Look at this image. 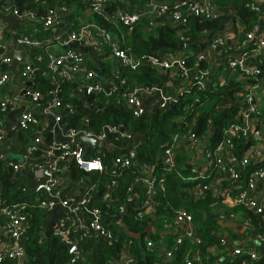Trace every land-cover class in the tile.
Here are the masks:
<instances>
[{
  "label": "built area",
  "instance_id": "obj_1",
  "mask_svg": "<svg viewBox=\"0 0 264 264\" xmlns=\"http://www.w3.org/2000/svg\"><path fill=\"white\" fill-rule=\"evenodd\" d=\"M222 1L83 0L85 7L75 19L71 17L74 7L64 1L41 9L42 0H32L35 6L23 7L17 4V0H0L1 9L30 18L36 34L43 31L50 33L47 37L50 39L47 45L50 47L48 65L41 68L31 55L22 64L19 78L22 86L17 91L21 100L19 103L13 96L17 86L12 82V71L9 69L13 56L6 52L8 38L5 39L7 35L2 34L0 21V109L6 115L5 121L0 120V148L12 125L8 113L21 105L24 108L16 115L20 129L17 133L22 141L28 142L27 146L24 145L26 149L22 159L13 160L0 149V160L5 167L12 168L14 174H18L24 191L34 193V205L48 213L60 208L59 215L51 221V231L68 246L67 264H75L92 252L93 246L86 248L83 244H89L91 240L104 246L107 243L119 244L108 264H141L132 248V236L140 238L143 235V252L145 247L153 249L157 241L149 232L143 233L142 229L128 224L126 217L130 208L135 212V219H149L148 230L160 235L161 247L154 264H172L178 247L186 239H190L193 246L184 254L185 264H206L207 254L199 245L202 239L197 234L191 211L181 207L172 218L165 216L160 223L157 221L156 195L165 189L166 184L156 172V161L166 168L178 169L179 158L190 160L191 172L183 178L191 181L186 190L195 198L206 197L212 191L229 206L242 204L254 212L264 213V109L258 95L260 89L264 90L261 82L264 34L260 28L261 21L264 23V0H242L249 10L258 15V22L249 30L244 28L243 21L238 20L237 31L244 29L243 32H246L244 40L237 46L231 43L235 35L229 32L216 33L208 39L207 47L197 50L192 48L187 36L179 35L183 48L160 54L139 55L124 47L122 35L88 18L89 14L105 19L111 17L118 24L122 22L130 28L144 19L148 21L147 29L151 30L167 19L174 25H187L189 13L216 19L223 14ZM23 32L26 38H33L29 32ZM212 54L224 60L229 71L241 78L233 94L239 106L236 119L224 126L222 138L215 146L207 144L211 133L202 137L195 130L175 132L165 151L153 154L155 162L141 163L137 155L145 134L128 129L122 123H106L100 130H94L90 128L88 115H83L78 125L68 121L70 116L77 114V109L63 101L62 94L66 88L74 98L93 109L104 107L106 97L117 95L116 103L124 98L133 115L139 118L147 113L153 114L159 108L169 107L181 97H186L194 86L201 90L209 85H228L231 81L228 75L219 76L209 64L207 67L200 66V62L208 60ZM190 57L197 59L193 66L188 62ZM146 64L160 68L168 78L163 82L136 83L129 87L126 70H135ZM39 76L51 86L44 88ZM166 86H171V91ZM193 99L199 100L198 94ZM39 115L51 116L53 125L43 123ZM80 132L103 144L89 145L77 137ZM22 133L27 137L22 138ZM238 141H243L245 144L242 145L246 148L239 154L235 152ZM201 144L204 147L202 153ZM103 154L113 156L111 171L119 175L125 167L135 165L136 161L142 165L141 169L135 165L141 174L130 179L125 199L117 195L118 179L109 181L105 177L104 191L96 179V174L105 170ZM255 165L257 167L249 169ZM75 168L84 171V175L75 178ZM25 173L30 176L31 183L21 181V175ZM215 183L220 187L218 190H213ZM28 206L29 201L5 206L0 201V213L4 217L2 234L8 239V244L0 247V261L11 258L15 264H30L24 243L29 227ZM221 219L235 223L240 220L236 212H222ZM242 222L251 228L250 239L253 242L234 246L227 235L222 236L221 245L228 249L226 254L218 253L220 246L208 247L209 253L219 254L217 264H232L239 255L253 259L261 257L256 246L264 244V231L255 232L249 219ZM168 240L170 246L166 244ZM228 245H231L230 248ZM240 264L247 262L244 260Z\"/></svg>",
  "mask_w": 264,
  "mask_h": 264
},
{
  "label": "trees",
  "instance_id": "obj_2",
  "mask_svg": "<svg viewBox=\"0 0 264 264\" xmlns=\"http://www.w3.org/2000/svg\"><path fill=\"white\" fill-rule=\"evenodd\" d=\"M64 1L74 7V12L71 17L77 19V14H80L84 9L85 4L83 0H42L41 9L45 6L56 4V2ZM134 2L135 0H131ZM20 6H35L32 0H17ZM234 4L239 6L237 17L246 25V29L251 28L258 22V15L249 10L242 0H223L222 9L223 14L216 19H206L196 14H190L188 17L187 25H174L168 21L163 20L152 27L151 30L147 29V22L143 19L141 22L134 24L133 28L124 23H117L111 17L105 19L96 14H89L88 18L95 19L100 24L113 30L123 36L124 47L136 52L139 55L145 53L160 54V52H177L181 44L179 35H185L189 38V43L195 50L202 48L206 45L204 38L213 37L218 30H220L229 16V9ZM167 18V17H166ZM43 36L36 35L33 38H47L50 33L43 31ZM35 52L31 54L35 63L44 68L48 65L49 57L48 50L50 47L44 46H30ZM29 47V48H30ZM44 48L43 52H38L39 49ZM223 49V47L221 48ZM41 59H37V57ZM196 57H190L188 62L190 65L196 63ZM209 61L203 59L200 62L201 67H207ZM126 74L129 79V87L136 83H151L163 82L165 73L160 68L146 64L140 66L138 69H127ZM39 81L44 85V88H49L50 83L42 76L38 77ZM175 83V82H174ZM171 85V84H170ZM234 82L228 85L211 86L206 89L199 90L196 86L192 91L186 93V97H181L177 102L173 103L167 108H159L153 114L147 113L142 117H135L127 104L126 100L121 99L122 102L116 103V97H106V105L99 109L87 107L82 101L74 98L69 89L63 90V101L65 103L73 104L77 109V114L70 116L68 121L72 125H78L80 118L83 115H88L90 118V128L100 130L106 123H122L128 129L135 130L140 134H145L143 143L138 148L137 158L141 163L155 162L153 154L157 155L165 151L166 146L171 140V135L175 132L187 133L195 130L202 137H210L207 144L210 147L215 146L222 138V129L225 125L236 119L239 106L234 101V90L232 87ZM171 91V86H166ZM1 94V89H0ZM198 94L199 100H194L193 96ZM6 115L0 109V120L5 121ZM212 123V124H211ZM211 124V126H209ZM212 128V130H211ZM27 136L22 133V138ZM204 139V138H203ZM28 140V139H27ZM241 144V145H240ZM243 141H238L236 153L243 152L245 149ZM240 145V146H239ZM239 146V148H238ZM129 155L128 153H123ZM105 170L102 173L96 174V179L99 180L100 187L104 191L106 187L105 177L111 181L112 179L119 180V189L117 195L121 199H125L127 187L135 175H140L139 169L135 166L125 167L122 174H116L111 171L113 165V156L110 154H103ZM185 160L179 158V161ZM156 172L159 177L164 179L166 187L160 190L156 195L157 199V221L160 223L162 217L172 218L178 208L184 207L194 214V224L197 234L201 237L202 242L199 244L205 250V255H208V247L220 246V254H226L228 249L221 245V238L224 236V229L229 230L231 233L230 240H234L233 236L236 235L232 232L233 228L223 223L221 219L222 212L229 214L236 212L238 219H249L255 232L264 231V213L254 212L252 209L237 204L229 206L218 198L212 191L202 198H195L186 187L191 184L183 178L191 172L190 165H180L178 169L166 168L156 161ZM255 166H250L252 170ZM84 175V171L75 168L73 176L75 178ZM0 201L3 206L10 205L16 202L29 201L28 218L29 227L27 229V237L24 238L25 247L29 257L30 264H67L69 259L68 246L65 242L52 233L51 223H49V215L47 211L34 205L35 195L29 191H24L20 186V177L14 174L12 168L5 167L4 163L0 160ZM135 212L130 208L126 220L128 224H133L135 229H142L143 233L149 235L157 241L153 249L144 248V238L132 236L134 242L132 248L136 251V256L139 258L141 264H154L157 256V251L161 247L159 242L160 235L155 231H149L147 224L149 219H135ZM230 222V221H229ZM49 223V225H48ZM162 242V241H161ZM86 248L93 246V251L88 252L84 259L78 260L75 264H108V260L112 254L118 250L119 244H103L96 243V240H91L83 243ZM166 244L170 246L169 240ZM247 245V244H242ZM193 246L190 239H186L182 245L177 249V254L172 260V264H185L184 254ZM257 250L262 254L259 259H253L250 256L239 255L232 261V264H240L246 260L247 264H264V245L256 246ZM210 255V254H209ZM211 253V258H215ZM219 257V256H218ZM207 258V256H205ZM207 263V259H205ZM0 264H15L13 259L6 258L0 261ZM210 264V263H209Z\"/></svg>",
  "mask_w": 264,
  "mask_h": 264
},
{
  "label": "crops",
  "instance_id": "obj_3",
  "mask_svg": "<svg viewBox=\"0 0 264 264\" xmlns=\"http://www.w3.org/2000/svg\"><path fill=\"white\" fill-rule=\"evenodd\" d=\"M238 9H239V6L238 5H234V6L230 7V9H229V16L227 17V20H226L224 26L220 30H218L216 32V33L229 32L231 34H234L235 35V39L231 41V43L234 46H237L238 44H240L244 40L245 32H246V30L243 32L244 29H242V31H237V23H238V20L239 19L237 17L238 15H237L236 10L238 11ZM260 24H261V27L260 28L262 29L261 32L264 34V23H263V21H261ZM244 28H246V25H245ZM251 28H249V30ZM38 33H41L42 35L41 34H38ZM36 35H41V37H44L42 32H37ZM43 39H46V38H43ZM208 39H209V37H207V39L204 38V42L207 41ZM207 46H208V42H206V45L204 47H207ZM208 61H209L208 62L209 63V66L219 76L220 75H226V76L228 75V77L231 79V83L234 82V86L232 87L233 89H237L239 87V84L241 82V78L239 76H237L236 74L232 73L231 71H229V69L226 67V64H225V61L224 60H221V58H219L218 56L216 57L215 54H212L211 56L208 57ZM164 77H165V79L168 78L167 73H165V76ZM261 82L264 85V65H263V76H262V81ZM169 84H171V86H172V81H170ZM263 92H264V90L262 91V89H260L258 95H259L260 100L262 101L263 109H264V93ZM147 101H148V99H147ZM38 118L43 123H45L47 125H48V123L51 126L53 125V118L51 116L39 115ZM211 130H212V128H211ZM57 134H59V131H57ZM17 136H18V133H16L15 136L11 138L10 142H11V145L17 144V147H19V153H20V155H23L24 152H25L26 146H27L26 144H28V142L22 141L21 138H20V134H19V138H18L19 141L16 140V137ZM24 145H26V146L24 147ZM199 148H200L201 153H202L203 148H204L203 147V144H201L199 146ZM10 158L13 159V160L19 159V158H16V157H10ZM180 159H183V158L181 157ZM189 162H190V160H188L187 158H185V160H182L180 162V165H186ZM22 180H24L27 183H31L32 182L30 176H28L26 173L21 175V181ZM214 182H215V177H214ZM218 186H219L218 183H215L213 190H218L220 188ZM59 213H60V208H57L53 213H51L49 215V220H50L49 223H51V225H52V222L51 221L53 219H55V217L57 215H59ZM230 222H233V221H230ZM49 223H48V225H49ZM223 223H224V221H223ZM3 224H4V217L0 213V247L1 246H5L6 244H8L7 237L2 234ZM239 225H240V227H238ZM231 228H233L232 232L236 234V235L233 236V239L234 240H230L229 239L231 245L236 246V245H242V244H249V243H252L253 242V240L250 239L251 236H250V232L248 231V226L245 225L242 222V219L239 220V221H236L235 226L234 227H231ZM230 233H231L230 231H225L224 232L225 235H228L231 238V236H230L231 234ZM231 245H228V247L230 248ZM259 246H262V245H259ZM218 253H220L219 249H218ZM214 255H215L214 256L215 258H211V253H208L207 258H205V259H207V261L210 264H217L218 263V256H219V254H214ZM205 262H206V260H205ZM209 263L206 262V264H209Z\"/></svg>",
  "mask_w": 264,
  "mask_h": 264
},
{
  "label": "water",
  "instance_id": "obj_4",
  "mask_svg": "<svg viewBox=\"0 0 264 264\" xmlns=\"http://www.w3.org/2000/svg\"><path fill=\"white\" fill-rule=\"evenodd\" d=\"M191 13H189L190 15ZM0 21L3 25L2 34H6L8 36L7 41V53H11L13 56L12 62L9 64V69L12 71V82L16 84V89L13 91L14 98L20 103L21 100L19 96L17 95L18 89L22 86V82L20 81L21 76V67L22 64L25 63L29 59L30 52L27 49V46H44L50 44V39H38V38H26L25 33L22 31V24H25L27 22H30V18L28 17H19L15 12L13 11H4L0 8ZM210 38V37H209ZM208 42V40H207ZM184 43L182 42L179 46L178 51H180L183 48ZM23 105L20 107L10 111L8 113V117L12 122V125L5 137V139L1 143V149L9 154V155H20L19 153V147H17V144L11 145V138L15 136L19 129V124L16 115L23 110ZM77 137L86 141L89 145H102V141H98L97 139L93 137H89L85 135L84 133L80 132L77 134ZM19 159H22V155ZM135 165L138 166L140 169L142 168L141 164L139 162H135ZM224 224L234 227L235 222H227L224 221ZM240 227V225L238 226Z\"/></svg>",
  "mask_w": 264,
  "mask_h": 264
},
{
  "label": "rangeland",
  "instance_id": "obj_5",
  "mask_svg": "<svg viewBox=\"0 0 264 264\" xmlns=\"http://www.w3.org/2000/svg\"><path fill=\"white\" fill-rule=\"evenodd\" d=\"M3 9L6 10V11H9L8 9H5V8H3ZM21 28H22V31H27V32L30 33L31 36L35 37V34H36V33H35L34 29H33L32 22H27V23H25V24H22ZM4 38L7 39L8 36H5ZM27 49L29 50V52H30L31 54H32L33 52H35V50H33L31 47L29 48V47L27 46ZM52 49L55 50L56 47H52ZM40 51L43 52V51H44V48L42 47V49H39L38 52H40ZM31 54H30V55H31ZM18 138H19V137L17 136V137H16V140L19 141ZM11 157L20 158L21 155H14V154H12ZM250 229H251V228L248 227V231H249V232L251 231ZM225 231H229V230L224 229L222 232H225Z\"/></svg>",
  "mask_w": 264,
  "mask_h": 264
}]
</instances>
